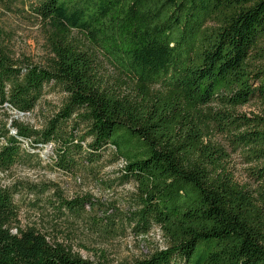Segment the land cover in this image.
Segmentation results:
<instances>
[{"label": "trees", "instance_id": "obj_1", "mask_svg": "<svg viewBox=\"0 0 264 264\" xmlns=\"http://www.w3.org/2000/svg\"><path fill=\"white\" fill-rule=\"evenodd\" d=\"M0 8L31 11L48 46L44 61L16 55L0 20V174L39 164L33 150L49 143L67 173L111 148L136 182V229L156 225L165 240L119 264H264V113H236L264 102V0H0ZM51 83L64 98L41 128L11 117L32 111ZM216 131L255 163V187L228 168V153L210 140ZM20 184L0 177V264H111L83 256L62 232L23 223ZM55 196L69 221L93 206L88 194Z\"/></svg>", "mask_w": 264, "mask_h": 264}, {"label": "rangeland", "instance_id": "obj_2", "mask_svg": "<svg viewBox=\"0 0 264 264\" xmlns=\"http://www.w3.org/2000/svg\"><path fill=\"white\" fill-rule=\"evenodd\" d=\"M0 20L12 30L11 46L16 55L26 54L35 61H44L48 54L45 28L31 11L4 12L0 8ZM74 34L81 37L76 30ZM103 61L104 73L113 77L116 74L113 65ZM63 98L60 88L51 83L46 85L43 96L32 111H10L11 117L41 128L46 118L58 110ZM236 113L263 114L264 102L256 97L237 107ZM69 131L75 132L71 127ZM210 140L228 153L226 164L236 179L251 188L255 187L256 181L250 171L255 163L247 161L246 153L234 149L229 138L219 131L213 132ZM24 142L29 147V141ZM54 146V143H49L33 150L41 156L39 164L34 160L33 163L16 164L0 174L2 181L7 184L22 183L17 200L21 206L23 223L36 222L51 233L62 232L61 238L72 244L83 256L104 259L111 264L144 257L157 247L164 246L165 240L158 226L154 225L147 233H140L136 229L133 220L137 208L133 199L136 182L133 178L124 177L122 160L113 161L111 148L98 161L93 163L84 160L79 167L67 173L54 165ZM26 182L36 183L38 188L28 189ZM51 183H55L56 187L45 188ZM57 188L69 197L89 195L93 206L87 204L88 213L84 220L74 221L71 218V222L59 214L55 196ZM197 256L198 252L194 254V257Z\"/></svg>", "mask_w": 264, "mask_h": 264}]
</instances>
